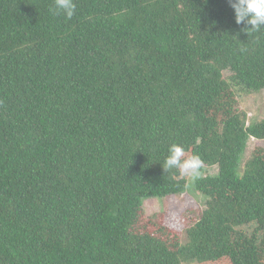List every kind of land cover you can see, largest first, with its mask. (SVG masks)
Returning <instances> with one entry per match:
<instances>
[{
  "label": "trees",
  "instance_id": "trees-1",
  "mask_svg": "<svg viewBox=\"0 0 264 264\" xmlns=\"http://www.w3.org/2000/svg\"><path fill=\"white\" fill-rule=\"evenodd\" d=\"M74 3L0 0V264H264V118L240 107L264 28L229 0ZM173 144L199 178L164 170ZM191 191L183 235L144 212Z\"/></svg>",
  "mask_w": 264,
  "mask_h": 264
},
{
  "label": "rangeland",
  "instance_id": "rangeland-1",
  "mask_svg": "<svg viewBox=\"0 0 264 264\" xmlns=\"http://www.w3.org/2000/svg\"><path fill=\"white\" fill-rule=\"evenodd\" d=\"M240 107L247 112L248 119L261 120L264 118V90L258 93L244 94L240 98ZM257 145H263L261 140L251 138L249 147L245 158H247L252 149ZM211 173H216L217 168L210 169ZM144 212L146 215L151 216L155 213L164 212L169 217H177L185 219V223L181 226L182 235L185 234V228L192 221L201 214L204 209V200L200 194L194 191L185 193L183 195L168 197V198H150L145 200ZM185 264H196L186 262Z\"/></svg>",
  "mask_w": 264,
  "mask_h": 264
},
{
  "label": "clouds",
  "instance_id": "clouds-1",
  "mask_svg": "<svg viewBox=\"0 0 264 264\" xmlns=\"http://www.w3.org/2000/svg\"><path fill=\"white\" fill-rule=\"evenodd\" d=\"M234 9L237 24H245L248 30L259 31L264 28V0H229ZM74 0H55V13H63L71 18L75 13ZM203 162L198 155L186 157L185 149L173 144L163 165L164 170L178 169L183 176L193 180L201 175Z\"/></svg>",
  "mask_w": 264,
  "mask_h": 264
}]
</instances>
